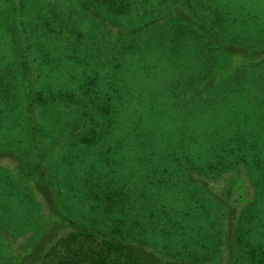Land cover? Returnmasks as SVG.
Returning <instances> with one entry per match:
<instances>
[{
	"label": "trees",
	"instance_id": "trees-1",
	"mask_svg": "<svg viewBox=\"0 0 264 264\" xmlns=\"http://www.w3.org/2000/svg\"><path fill=\"white\" fill-rule=\"evenodd\" d=\"M4 158L47 218L0 264H264V0H0Z\"/></svg>",
	"mask_w": 264,
	"mask_h": 264
},
{
	"label": "rangeland",
	"instance_id": "rangeland-1",
	"mask_svg": "<svg viewBox=\"0 0 264 264\" xmlns=\"http://www.w3.org/2000/svg\"><path fill=\"white\" fill-rule=\"evenodd\" d=\"M245 2V0H241ZM250 26L257 28L258 26L254 23H251ZM21 48H22V44ZM44 83L47 81H54L56 84L65 85L64 82L68 81L66 76H43ZM123 132V127L120 125L116 128L115 133L117 136L114 140L121 139ZM8 134H10L11 141L15 142L20 140V131L15 126H9ZM22 140V139H21ZM23 141V140H22ZM110 141V140H107ZM27 146H20L19 144H11L9 148L15 154L20 155L21 152L27 153L28 155H38L33 145H30V142L24 140ZM108 148L106 147L105 150ZM7 151V150H5ZM69 150L64 151L63 155L58 154V162L56 168L47 167L48 176L47 180L42 182L45 185L50 193L53 195L57 194L63 201L66 207H71L74 199L75 188L77 182L74 177H71V167L63 173L58 172L61 165L64 163V156L68 154ZM73 156L68 155L67 161L70 160ZM59 165V168L57 167ZM20 169H18V161H14L9 158L0 159V258H14L18 253V248L20 245L24 244L26 239L30 238L31 230L42 224H45L47 218V211L44 209L43 214L33 213L32 206L34 201H38V193L36 188H32V185H35L34 179L25 178L24 179V161H20ZM27 170L33 174L31 169ZM58 172V174H57ZM57 174L56 177H53ZM34 175V174H33ZM38 181V180H37ZM230 181V177L225 174L223 175L219 182L216 183V192H220L223 188L227 187V183ZM31 185V186H30ZM51 195V193H50ZM52 196V195H51ZM58 200V199H57ZM40 211V210H39ZM33 215V216H32ZM39 223V224H38ZM258 233V230L256 234ZM264 234V228H263ZM10 237L11 240H5Z\"/></svg>",
	"mask_w": 264,
	"mask_h": 264
}]
</instances>
